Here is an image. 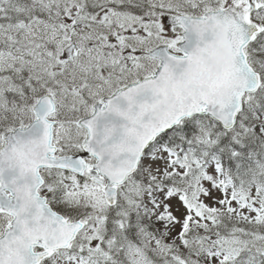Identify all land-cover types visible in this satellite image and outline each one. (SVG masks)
<instances>
[{"label":"snow or ice","instance_id":"1","mask_svg":"<svg viewBox=\"0 0 264 264\" xmlns=\"http://www.w3.org/2000/svg\"><path fill=\"white\" fill-rule=\"evenodd\" d=\"M0 264H264V0H0Z\"/></svg>","mask_w":264,"mask_h":264}]
</instances>
